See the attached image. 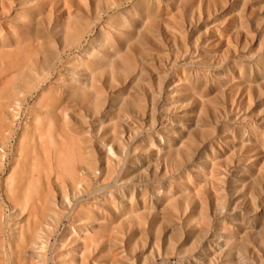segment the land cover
Returning <instances> with one entry per match:
<instances>
[{"label":"rangeland","instance_id":"1","mask_svg":"<svg viewBox=\"0 0 264 264\" xmlns=\"http://www.w3.org/2000/svg\"><path fill=\"white\" fill-rule=\"evenodd\" d=\"M0 264H264V0H0Z\"/></svg>","mask_w":264,"mask_h":264}]
</instances>
